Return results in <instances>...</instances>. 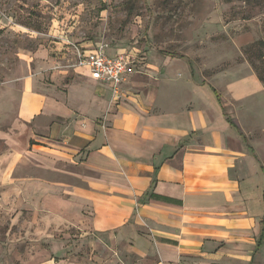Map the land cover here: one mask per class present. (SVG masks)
Here are the masks:
<instances>
[{"label": "crops", "instance_id": "1", "mask_svg": "<svg viewBox=\"0 0 264 264\" xmlns=\"http://www.w3.org/2000/svg\"><path fill=\"white\" fill-rule=\"evenodd\" d=\"M98 45L78 46L88 52ZM54 64L39 61L23 79L17 110L29 135L22 161L35 166L23 170L37 171L22 179V191L45 225L98 237L95 248L128 243L116 252L130 256L122 264L264 261V170L260 176L234 137L238 131L247 142L215 88L207 92L172 69L132 88L128 78L143 65L135 57L124 98L113 104L110 86L88 69L72 68L89 84L68 82L69 71L48 72ZM251 91L250 81L234 88L237 98ZM65 254L57 250L38 264H80Z\"/></svg>", "mask_w": 264, "mask_h": 264}, {"label": "rangeland", "instance_id": "2", "mask_svg": "<svg viewBox=\"0 0 264 264\" xmlns=\"http://www.w3.org/2000/svg\"><path fill=\"white\" fill-rule=\"evenodd\" d=\"M90 42L138 49L143 65L128 78L132 88L166 69L193 77L207 92L215 88L225 114L238 124L255 155L238 131L234 137L262 175L264 0H0V264H38L57 250L66 253L65 260L72 253L71 260L80 264L129 260L127 252L116 253L126 251L128 243L110 249L99 242L95 248L91 242L98 237L80 238L79 230L45 225L37 203L21 186L27 174L37 175L23 170L35 168L22 161L29 141L28 129L17 118L23 79L39 61L52 60L49 73L69 71L66 81L87 82L72 65L74 47ZM172 54L184 58L175 61ZM244 81H250L252 91L237 98L234 88ZM7 175L15 183L7 182Z\"/></svg>", "mask_w": 264, "mask_h": 264}, {"label": "built area", "instance_id": "3", "mask_svg": "<svg viewBox=\"0 0 264 264\" xmlns=\"http://www.w3.org/2000/svg\"><path fill=\"white\" fill-rule=\"evenodd\" d=\"M74 63L72 68L88 69L94 80L110 86L111 102L120 103L124 98L123 85L125 76L129 72L133 60L138 57L133 52L123 49L114 56L107 54L110 48L107 44H100L92 51H86L79 46L74 47Z\"/></svg>", "mask_w": 264, "mask_h": 264}, {"label": "trees", "instance_id": "4", "mask_svg": "<svg viewBox=\"0 0 264 264\" xmlns=\"http://www.w3.org/2000/svg\"><path fill=\"white\" fill-rule=\"evenodd\" d=\"M247 2H250V1H247ZM173 58H184L183 56L179 55V54H172L171 55ZM259 78L261 81L264 82V77H261L260 74H259ZM214 90V89H213ZM263 224H264V221H263ZM263 235H264V231H263Z\"/></svg>", "mask_w": 264, "mask_h": 264}]
</instances>
